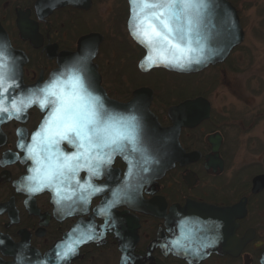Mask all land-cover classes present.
Segmentation results:
<instances>
[{
	"label": "flooded vegetation",
	"instance_id": "flooded-vegetation-1",
	"mask_svg": "<svg viewBox=\"0 0 264 264\" xmlns=\"http://www.w3.org/2000/svg\"><path fill=\"white\" fill-rule=\"evenodd\" d=\"M39 1L44 4L66 1L80 7L66 4L45 14L47 5H42L38 14L35 4ZM84 7L85 0H0V45L3 50H11L9 56H6L8 51L5 52L6 60L0 71L7 74L9 83L15 84L4 100L24 98L22 87L42 84L56 68L58 53L75 50L78 38L85 35V30L75 32L78 25L85 24V13L88 10ZM21 17L31 23L32 29L35 27L41 40L39 46H34L29 39L21 36ZM5 40L8 41V47ZM139 58L136 60V67ZM97 66L99 70L98 63ZM137 71L142 76L152 72H140L138 68ZM171 74L179 77L177 73ZM133 85L135 87L130 91L120 90L111 94L102 82L107 95L122 103L131 99L133 90L139 87L151 88L153 96L150 109L162 126L171 125L169 107L199 96L209 102V116L194 127L181 128L179 133V143L184 152L194 153L195 157L197 154V158L182 165L176 163L162 178L142 188L143 200L153 202L152 213L117 205L113 207L114 217L110 218L109 212L104 215L108 217L106 221L94 211L103 197L108 195L106 192L90 200L86 213L73 215L68 213L72 203L67 196L57 204V197L46 190L31 194L26 188L13 185V182L26 173L29 163L24 161V152L18 148V142L24 134L26 141L30 139L46 110L41 111L38 107L31 106L18 118L15 115L8 118L7 113L0 114V264H56L47 260L60 258L59 253L63 247L56 253L57 256L49 254L50 249L79 222L82 224H79V234H92L94 238L76 246L75 253L67 259H61L59 264H120L124 253L128 256V264H214V261H221L223 264H264V155L247 158L248 161L235 170L224 171L234 149H228L225 133L217 128L223 119L213 121L212 106L208 98L202 95L188 98L185 96L184 86L180 85L166 93L174 96L173 103L167 98L158 105L155 104V90L152 87L137 83ZM259 87L260 85L256 89H260ZM248 88L251 90L252 87ZM261 114L256 110L246 114L239 121L240 129L248 131L255 128ZM216 134L220 136L217 158L221 160L222 168L217 171L206 170V156L213 153L208 137ZM63 146L70 151L67 144L63 143ZM112 166L119 169L117 179L111 180L117 184L124 177L126 164L120 157H116ZM81 177H84V173ZM104 181L105 177L97 183ZM188 201L222 209L239 206L229 216H219L217 212L211 214L210 231L213 236L220 234L223 240L230 239L225 236L230 232L237 240L246 238L247 242L232 249V254L212 252L199 262L189 263L178 256L180 252L172 241L180 239L177 225L183 215L182 208ZM59 209L65 210V213ZM230 217L233 219L230 220ZM72 241L70 239L62 246Z\"/></svg>",
	"mask_w": 264,
	"mask_h": 264
},
{
	"label": "water",
	"instance_id": "water-1",
	"mask_svg": "<svg viewBox=\"0 0 264 264\" xmlns=\"http://www.w3.org/2000/svg\"><path fill=\"white\" fill-rule=\"evenodd\" d=\"M127 2L129 5V15L127 19L128 33L133 41L144 49V55L138 62V68L142 72H147L153 68H163L180 74L199 72L210 65L223 62L229 55L230 51L239 45L244 38V32L240 24L237 10L230 3V1L208 0L210 6L204 14L199 37L200 42L203 45L201 63H192L190 66L184 68L171 66L165 63L149 65L146 63V56L149 53L147 43L142 42L143 38L137 39V37L133 35V26L139 23L138 19H133L134 12L140 13V9H133L132 0H127ZM135 2L139 5L143 3H154L156 0H135ZM66 4L79 6L76 3H67L66 1H51L46 4H44L43 1H39L35 4V7L37 13L40 14L39 9H41L42 5H47L44 13L48 14L54 8L64 6ZM90 7L91 0H85V10H88ZM145 11L149 10L146 9ZM140 15L142 16V14ZM19 26L21 36L24 39H29L34 46H39L41 44V40L38 38L35 27L32 29V25L27 19L21 17ZM102 40L103 36L96 32H90L81 36L77 40L75 51L60 52L57 54L56 68L50 72L48 78L42 84L35 83L33 85L24 86L22 87V92L25 94V97H27L31 90L43 87L46 83L50 82L56 76H59L61 73H65L67 75L78 74L84 80L86 86H88V90L93 95H99L102 98L106 108L120 115H135L138 118L141 124L142 144L140 147L143 151L132 152L129 146L124 153L115 154L110 165H105L101 168L102 174L99 177L91 176L87 168H82L76 174L75 179H69L62 185L64 190L62 194L65 197L67 196L68 201L72 203L71 208L69 206L68 213L73 215L86 213L90 200L95 196L102 195L107 192L108 195L103 197V200L99 203V205L94 208L95 214L105 218L107 221L108 217L104 216L105 214L101 213L100 209L102 207H106L107 202L113 199L112 193L114 191L125 188V181H127L128 184L126 194H122L120 196V201L115 206L126 205L130 208H136L144 213H152L153 202L143 200L141 196L142 188L148 184L155 183L156 180L162 178L164 174L168 170L172 169L176 163L182 165L197 158V154L195 157L194 153L187 154L184 152L179 143V133L181 128L194 127L200 121L207 118L209 116L210 105L205 98L200 96L182 101L177 105L169 107L168 117L171 121V125L162 126L158 122L157 117L150 110V104L153 96V91L150 88L139 87L135 89L132 92L131 99L124 103L109 98L105 89L101 85V75L98 71L97 64L93 61ZM4 43L8 47V41L5 40ZM193 47L195 48L197 45L193 44ZM4 52H7L8 54L6 53V56H9L11 50L9 48H5ZM192 55H197V53H192ZM67 75L61 76V79H66ZM8 102L11 104L12 101L4 100L6 107L8 106ZM35 106H37L41 111L47 110V112L37 129L32 132L28 142L25 143L24 141L25 134L22 136V140L25 144L31 143L32 135L39 129L42 121L50 111V108L42 110L38 105ZM208 140L212 144L213 153L206 156L207 159L205 162V168L206 170L212 171L220 170L222 168V162L217 158L220 136L217 134L210 135ZM63 143L67 144L70 151H67L63 147ZM60 147L65 153L75 151V148L70 146L67 142H62ZM24 153L26 156L25 151ZM125 156L133 162L134 167L132 168V176L127 175L129 171V164L128 160L125 159ZM116 157H120L126 164L124 177L117 184L115 182H111L112 179H117V174L119 172V169L113 168L112 166ZM25 161L30 162L27 166V173L18 181L13 182L17 188L21 187V184L26 183V177L32 174L30 169L33 167V161L31 159H25ZM82 173H84V177H81ZM104 177L105 181L98 184L97 181ZM77 181H79V183H77ZM89 181L94 186H103L105 190L101 193L92 195L89 197L88 202L85 203V201L80 199V197L87 196L88 193L84 191L80 185H84ZM45 190L50 192L52 196L55 195L51 189L46 188L42 191ZM236 207L239 206L222 209L206 203L188 201L182 208L183 215L179 219V223L177 225L180 235V244L177 245V251L180 252L178 256L189 263L199 262L212 252L219 254H232V249L236 246L240 247L244 245L247 242L246 238L237 240L236 237L232 236V233L228 232L225 236L230 237V239L223 240L220 234L217 236L214 234L213 236L210 231L211 222L209 218L211 214H215L217 212L219 216L221 214L229 216ZM59 211L65 213V210L59 209ZM108 212L111 215L110 218L114 217L112 215L113 207L110 208ZM229 219L231 220L233 218L230 217ZM79 224H75L72 229L63 236L62 240L57 242V244L50 249L49 254L57 256L56 253L62 249V245L66 243V241L80 238L78 237L81 232ZM80 226H82V224H80ZM218 227L220 228L221 225ZM86 242H89V240ZM127 257L128 256L124 253L120 264H128ZM46 258H48V256H46ZM47 261H54L56 264H59L62 260L61 258L57 259L56 257L55 259V257H53L48 258Z\"/></svg>",
	"mask_w": 264,
	"mask_h": 264
},
{
	"label": "snow or ice",
	"instance_id": "snow-or-ice-1",
	"mask_svg": "<svg viewBox=\"0 0 264 264\" xmlns=\"http://www.w3.org/2000/svg\"><path fill=\"white\" fill-rule=\"evenodd\" d=\"M132 5L134 10L140 9V13L134 12L133 19H138L139 23L133 26V35L137 39L143 38L142 42L149 47L146 63H165L180 68L201 63L203 45L199 37L204 14L210 6L208 0H156L139 5L132 0ZM5 60L0 45V67ZM64 75L67 74L61 73L43 87L31 90L27 97L13 99L9 108L4 104V97L15 84L9 83L7 74L0 71V114L18 118L33 104L42 110L50 108L32 135L31 143L25 144L21 140L18 147L26 152L25 159L33 161L32 174L21 187L31 194L51 189L57 204L66 199L62 185L75 179L82 168H87L91 176L99 177L101 168L110 165L115 154L124 153L129 146L132 152L143 151L140 147L141 124L135 115L124 116L109 110L99 95L88 90L80 75H67L66 79H61ZM62 142H67L75 151L65 153L60 147ZM125 159L129 164L127 175L132 176L133 162L127 156ZM80 187L88 193L80 197L85 203L92 195L105 190L90 181ZM127 187L125 181V188L114 191L113 199L100 211L107 215L108 210L119 203L120 196L126 194ZM93 238L92 234L81 233L80 238L63 246L60 258L67 259L75 253L76 245ZM172 244L177 246L180 241H172Z\"/></svg>",
	"mask_w": 264,
	"mask_h": 264
},
{
	"label": "rangeland",
	"instance_id": "rangeland-1",
	"mask_svg": "<svg viewBox=\"0 0 264 264\" xmlns=\"http://www.w3.org/2000/svg\"><path fill=\"white\" fill-rule=\"evenodd\" d=\"M229 1L237 10L244 39L224 62L193 76L177 77L163 71L142 76L132 67L138 56L132 53L137 47L125 27L126 0H93L85 13V24L75 29V32L85 30V33L103 35L95 62L111 94L130 91L137 83L155 90V104L158 105L167 98L173 103L174 96L166 93L180 85L184 86L188 98L197 95L208 98L213 121L223 119L217 128L225 133L228 149H234L224 171L235 170L248 161L247 158L264 155V0ZM258 85L260 89L257 90ZM255 110L262 113L255 128L240 129L239 121ZM214 264L223 263L214 261Z\"/></svg>",
	"mask_w": 264,
	"mask_h": 264
},
{
	"label": "trees",
	"instance_id": "trees-1",
	"mask_svg": "<svg viewBox=\"0 0 264 264\" xmlns=\"http://www.w3.org/2000/svg\"><path fill=\"white\" fill-rule=\"evenodd\" d=\"M132 53L136 54L135 57L138 56V57L135 59L133 65H132V67L137 71L136 60L142 55V49H140L139 47H137V51H132ZM126 59L129 61V58H128V57H127ZM155 71H163V72H166V71H164V70H153V71L150 72L149 74H152V73H154ZM166 73H169V72H166ZM169 74H171V73H169ZM127 75H128V74H127ZM179 76H181V75H179ZM183 76H184V77H187V76H191V75H183ZM192 76H193V75H192ZM154 87H155V89L157 88L156 86H154Z\"/></svg>",
	"mask_w": 264,
	"mask_h": 264
}]
</instances>
